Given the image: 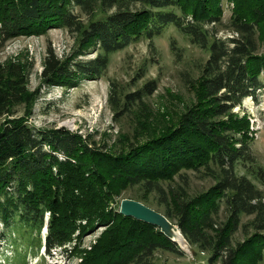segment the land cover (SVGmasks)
<instances>
[{
    "label": "trees",
    "instance_id": "obj_1",
    "mask_svg": "<svg viewBox=\"0 0 264 264\" xmlns=\"http://www.w3.org/2000/svg\"><path fill=\"white\" fill-rule=\"evenodd\" d=\"M231 1L232 24L241 32L240 38H230L232 46L206 26L220 21L222 0H0L3 40L64 26L79 31L82 49L95 47L96 55L74 61L73 70L50 47L42 70L49 80L100 77L110 53L151 39L168 25L210 48L196 83L197 102L155 135L119 150L91 146L65 128L34 130L26 120L36 93L28 87L33 62H0V218L6 225L0 234L14 249L7 264H27L28 255L42 247L48 252L70 249L80 255L78 264H150L157 249H178L157 225L122 214L114 202L122 189L139 182L161 193V180L181 169L201 170L217 179L191 199L174 190L169 201V194L163 195L169 207L165 215L178 217L175 222L191 246L209 249L210 264L219 258L222 264L260 263L264 190L236 172V163L254 158L246 140L248 115L239 116L234 107L264 87V57L256 52L255 40L256 28L264 23V0ZM75 5L91 16L87 23L73 11ZM154 89L149 81L126 93L127 107ZM19 104L26 112L15 116ZM253 172L264 185V167ZM224 200L229 214L217 223L214 216ZM245 214H255L251 224L256 232L234 244L231 236ZM97 226H105L103 234L89 249L81 248L84 233Z\"/></svg>",
    "mask_w": 264,
    "mask_h": 264
},
{
    "label": "rangeland",
    "instance_id": "obj_2",
    "mask_svg": "<svg viewBox=\"0 0 264 264\" xmlns=\"http://www.w3.org/2000/svg\"><path fill=\"white\" fill-rule=\"evenodd\" d=\"M222 6L220 21L207 23L206 26L211 34L232 46L230 38H240L241 32L232 24L233 2L222 0ZM73 11L84 24L91 17L77 5ZM79 38V31L64 26L5 40L0 35V62L18 59L33 62L28 87L36 93L26 120L34 130L65 128L81 134L91 146L119 150L132 141L142 142L155 135L178 119L189 104L199 99L196 83L206 69L210 48L193 43L187 34L174 25H168L161 34L151 39L141 38L110 53L108 66L100 77L83 75L72 82L46 79L42 70L50 47L68 63L69 70H73L74 61L87 60L96 55L95 47L82 49ZM255 40L256 52L264 57V23L256 28ZM149 81H154L155 89L144 94L141 101H135L127 107L125 94L142 88ZM15 108V116L26 112L24 104ZM234 111L239 116L248 115L250 129L246 140L254 158L253 162L236 163V172L246 174L264 190V185L255 178L253 172L259 166L264 167V87L258 90L256 97L246 96L241 105L234 107ZM216 180L215 176L201 170L181 169L171 179L161 180L164 188L161 193L147 190L144 182L127 185L116 195L114 205L119 208L122 198L131 197L165 214L169 207L163 201L164 194L166 198L169 194L168 201L172 196L171 190L183 192L186 198L191 199L207 191ZM228 214L224 200L214 218L217 223H222ZM254 215H242L240 224L231 236L234 244L243 242L256 232L255 226L251 224ZM177 218L174 215L171 220L175 222ZM5 228L0 218V230ZM104 230L105 226L87 230L82 236L81 248L89 249ZM46 231L43 229V238ZM14 235L11 232V237ZM44 249L42 247L38 253L29 254L27 264H78L81 260L80 255L72 254L70 249L55 247L51 252ZM190 251L192 255L180 247L175 250L159 248L151 257L150 264H210L209 249L193 246ZM9 258H14V249L10 239H3L0 234V264L12 262ZM247 260L243 264H247ZM215 264H222L221 259L216 260ZM259 264H264V255Z\"/></svg>",
    "mask_w": 264,
    "mask_h": 264
},
{
    "label": "water",
    "instance_id": "obj_3",
    "mask_svg": "<svg viewBox=\"0 0 264 264\" xmlns=\"http://www.w3.org/2000/svg\"><path fill=\"white\" fill-rule=\"evenodd\" d=\"M119 212L124 215L132 216L136 219L157 225L160 230L172 241L177 243L183 251H188L190 255H192L190 251L192 246L186 236L183 234L179 225L176 222H173L163 212L131 197H124L121 199ZM174 232L179 234V238L175 236L176 234H174Z\"/></svg>",
    "mask_w": 264,
    "mask_h": 264
},
{
    "label": "bare ground",
    "instance_id": "obj_4",
    "mask_svg": "<svg viewBox=\"0 0 264 264\" xmlns=\"http://www.w3.org/2000/svg\"><path fill=\"white\" fill-rule=\"evenodd\" d=\"M174 234H176L175 236L179 238V234L177 232H174ZM183 242V241H182Z\"/></svg>",
    "mask_w": 264,
    "mask_h": 264
}]
</instances>
